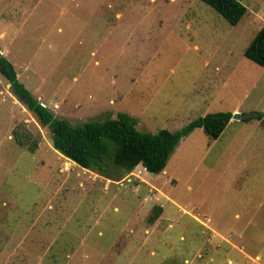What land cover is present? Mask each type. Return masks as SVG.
Segmentation results:
<instances>
[{
    "label": "rangeland",
    "instance_id": "374dc122",
    "mask_svg": "<svg viewBox=\"0 0 264 264\" xmlns=\"http://www.w3.org/2000/svg\"><path fill=\"white\" fill-rule=\"evenodd\" d=\"M239 1L231 25L201 0H0V53L74 125L126 112L155 133L215 111L264 112V67L243 55L264 0ZM16 128L31 135L23 146ZM5 261L264 264L263 123L232 118L215 139L195 128L161 172L137 165L112 180L53 149L0 75Z\"/></svg>",
    "mask_w": 264,
    "mask_h": 264
},
{
    "label": "trees",
    "instance_id": "16d2710c",
    "mask_svg": "<svg viewBox=\"0 0 264 264\" xmlns=\"http://www.w3.org/2000/svg\"><path fill=\"white\" fill-rule=\"evenodd\" d=\"M212 7L229 24L235 25L246 8L239 0H201ZM243 55L264 67V24L257 30L243 50ZM0 75L9 84L11 93L34 114L38 123L50 131L51 145L58 153L78 166L117 180L137 165L152 174L161 172L178 141L193 129L201 128L209 139L217 138L229 123L230 111H215L196 117L177 130L159 129L143 133L135 128L136 119L126 112L101 121L71 124L57 118L31 94L17 78L12 63L0 53ZM247 122L258 120L264 125V112L253 111L240 118ZM14 141L23 146L29 132L17 128L12 131ZM158 208L157 213H160Z\"/></svg>",
    "mask_w": 264,
    "mask_h": 264
},
{
    "label": "water",
    "instance_id": "95a60500",
    "mask_svg": "<svg viewBox=\"0 0 264 264\" xmlns=\"http://www.w3.org/2000/svg\"><path fill=\"white\" fill-rule=\"evenodd\" d=\"M1 51V50H0ZM42 104V103H41ZM43 105V104H42ZM243 115L242 114H240V113H233L232 114V116H231V118H233V119H240L241 117H242Z\"/></svg>",
    "mask_w": 264,
    "mask_h": 264
},
{
    "label": "crops",
    "instance_id": "0c3cea01",
    "mask_svg": "<svg viewBox=\"0 0 264 264\" xmlns=\"http://www.w3.org/2000/svg\"><path fill=\"white\" fill-rule=\"evenodd\" d=\"M255 35V34H254ZM254 37V36H253ZM252 37V38H253ZM234 111H236V110H233V111H230V112H234ZM232 119V118H231ZM9 256H10V259H12V252H9ZM6 260H9L8 258L6 259ZM3 264H10V263H8L7 261H5V263H3Z\"/></svg>",
    "mask_w": 264,
    "mask_h": 264
}]
</instances>
